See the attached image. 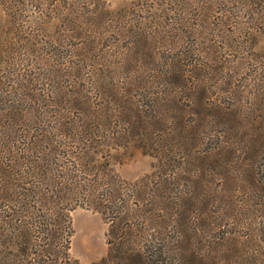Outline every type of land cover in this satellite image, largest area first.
<instances>
[{
    "label": "trees",
    "instance_id": "obj_1",
    "mask_svg": "<svg viewBox=\"0 0 264 264\" xmlns=\"http://www.w3.org/2000/svg\"><path fill=\"white\" fill-rule=\"evenodd\" d=\"M59 1L61 20L73 21L76 2ZM0 2L9 12L26 4L44 16L45 0ZM239 4V22L252 17L253 27L264 30V0ZM222 6V0H136L127 9H94L97 27L101 18L111 19L114 31L102 40L107 48L96 49L95 34L68 54L69 30L58 32L55 41L68 58L58 59L49 74L40 99L50 106L47 113L28 104L39 100L34 92L31 98L36 85L13 102L0 78V264H81L69 251L71 202L109 221V252L91 264H187V253L209 263L187 242L190 205L220 211L250 200L253 185L264 190V108L241 101V86L233 81L219 86L225 71L245 67L248 57L235 38L221 49L231 37L225 24L234 21L219 15ZM254 10L262 17L250 14ZM39 28L20 38L34 50ZM6 47L0 45V66ZM83 62L95 70L91 82L82 79ZM257 96L251 92L247 99ZM251 108L262 114L252 115ZM128 146L155 159L139 181L123 179L114 168L111 152ZM252 162L261 166L251 168ZM255 249L264 254V247Z\"/></svg>",
    "mask_w": 264,
    "mask_h": 264
},
{
    "label": "rangeland",
    "instance_id": "obj_2",
    "mask_svg": "<svg viewBox=\"0 0 264 264\" xmlns=\"http://www.w3.org/2000/svg\"><path fill=\"white\" fill-rule=\"evenodd\" d=\"M45 1L46 3L42 7L43 17H40L36 9H33L31 5L16 4L9 12L0 2V45L8 44V47L4 49L6 61L0 66V78L6 81L5 88L10 89L4 90V92L8 95L7 100L11 99L14 102L21 95H25V87H35L36 85L38 89L32 91L31 98L35 96L33 95L34 92L39 100L33 98L28 101V104L31 106L39 105L38 114L47 113L50 109V106L45 101H40V99L45 96L47 91L46 86H48L47 84L50 81L49 74L54 75L55 69H58V59L64 56L68 58V54H72L77 50L74 47L76 42L85 44L89 35L96 34L95 37H98L99 43L96 46L98 51H101L102 48H107L106 45H102V40L104 36L110 35L114 31L111 19L105 20V18H101L103 23H101L100 27H97L94 22L95 19L90 18L92 17L90 15H95L92 11L97 9L99 12L102 8L104 13H106L107 10L127 9L136 0H74L76 2L74 15L77 17H74L73 21L67 24L61 20V15H59L60 3H64L59 0ZM243 1L222 0L223 6L219 15L224 19L232 16L234 21L228 19L227 24H225L226 28L224 29L231 37L227 38V41L222 44L221 49H223L225 44L232 45L235 38L240 42V47L246 51L245 53L248 57H245V67L238 69L239 64H237L234 67L232 66L231 69H227L219 79V86L226 88L228 81H233L234 86H241V90H239L241 101L245 102V100H248L252 108L257 106L263 110L264 58L259 59L253 52L264 54V30H256L253 27L255 24L249 22L254 19L252 17H243L244 24L239 22L240 19L238 20V18L242 13L239 12L238 6L240 5L239 2ZM250 14L255 18L262 17L257 10ZM228 15L230 16L227 17ZM42 19H44V23H40ZM235 20H238V22L235 23ZM37 27H40L39 31L35 32L37 34L38 47L34 50L26 41L20 38H23L22 35L24 34L28 35L31 29ZM228 28L233 29L228 30ZM63 30L65 32L69 30L68 33H70L69 38L71 41L69 45L72 47L68 54L65 45H59L55 41L58 38V32ZM30 35L32 34L30 33ZM251 43H255L253 50L249 48ZM63 50L65 52L61 54ZM82 65L83 81H93L94 68L89 64L86 65L85 62ZM251 92L258 94L256 99H247ZM1 98L2 96L0 95V100ZM257 101H260V104H256ZM252 108L250 109L252 115L262 114V112L255 111ZM30 112V115H32V109ZM24 118L27 119L29 116L27 117L26 115ZM29 125H31V121ZM20 128L23 129V125H20ZM111 153L113 154L115 171L128 181H139L154 169L155 159L151 155L144 153L139 147L117 148ZM259 162L264 164V158H260ZM259 162H252L251 168L261 166L258 165ZM247 185L250 186V183H243L236 193L239 198L244 196L243 188ZM258 186V184L252 186L253 189L247 195L252 197L250 200L232 201L230 206H226L225 209L220 211L211 212L209 208L204 209L202 203L190 205L189 221L184 225L187 230V242L191 243L193 249L198 248L196 250L197 255L199 257L203 255V260L208 261V264H241L242 262L246 264L245 262L247 261L250 264V261L253 262L254 259L259 262L264 259V254L260 250L255 249V247H264L260 243V238H264V190L258 188ZM259 196L263 197V201L257 204ZM67 211L70 214L72 229L69 245L71 256L81 264H91L107 256L109 252L107 238L109 221L105 215L86 204H75V202L69 203ZM211 226H214V228ZM214 230L215 232L212 233ZM211 238L217 239L211 240ZM254 250L255 252H253ZM189 251L192 252V249L189 248ZM237 251L239 253L234 255ZM253 253L256 255L253 256ZM187 254V264H200L198 257H192L191 253ZM210 261L213 263H210Z\"/></svg>",
    "mask_w": 264,
    "mask_h": 264
}]
</instances>
